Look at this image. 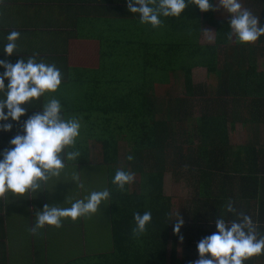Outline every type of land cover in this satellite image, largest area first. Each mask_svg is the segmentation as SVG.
Returning a JSON list of instances; mask_svg holds the SVG:
<instances>
[{
	"label": "trees",
	"instance_id": "trees-1",
	"mask_svg": "<svg viewBox=\"0 0 264 264\" xmlns=\"http://www.w3.org/2000/svg\"><path fill=\"white\" fill-rule=\"evenodd\" d=\"M257 1L264 11V0ZM119 13L128 18V35L101 42L98 69L81 89L73 88L72 103H67L68 115L83 126L80 134L93 132V158L98 155L108 166L113 249L100 257V264H190L199 258L198 242L216 232L217 218L239 219L227 213L229 201L236 210H256L249 216L264 235V69L258 68L264 35L258 38L259 48L235 37L229 41L230 16L217 18L212 10L201 12L193 4L179 17L161 16L157 28L141 24L139 14L128 9ZM205 27L214 33L210 44L199 41ZM86 65L83 58L72 66ZM194 67L206 69L209 85L192 82ZM181 77L183 94L168 93L161 100L155 96L157 85ZM237 123L250 134L232 144L229 127L232 131ZM86 138L78 137L76 143L82 145ZM119 140L131 144L133 160L119 162ZM80 148L87 157L88 151ZM128 165L135 178L121 192L112 179L118 169L129 172ZM177 171L189 178L193 193L174 214L163 181L167 172ZM145 211L152 220L144 234L134 237V213ZM179 213L184 224L175 234ZM262 258L264 254L244 264H264Z\"/></svg>",
	"mask_w": 264,
	"mask_h": 264
},
{
	"label": "crops",
	"instance_id": "crops-1",
	"mask_svg": "<svg viewBox=\"0 0 264 264\" xmlns=\"http://www.w3.org/2000/svg\"><path fill=\"white\" fill-rule=\"evenodd\" d=\"M216 2L218 0H212L213 4ZM240 2L243 8L263 21L264 11L260 2L257 0H240ZM124 10H127L126 0H0V60L14 64L21 58L27 60L35 55L37 62L55 64L62 74L61 85L56 92L46 93L39 100L33 99L23 105L27 113L21 116L19 122L12 121L11 118L9 121H0V123L13 124L10 131L0 129V153L6 148L14 147L10 145V140L17 134H23L24 121L34 112L41 111L48 99H58L62 106L63 118H70L67 103H70L69 105L72 103L71 91L75 86L77 90L81 89L79 85L85 84L89 75L98 69L101 42L105 45L111 36L125 38L128 35L129 22L124 20L128 18L119 13ZM213 12L217 18H229V14L222 8ZM13 30L20 32V38L16 41V52L8 56L3 49L8 42L7 35ZM83 58L87 59V68L72 66ZM4 71L5 69L0 66V73ZM7 83L6 79L5 84ZM2 98H4L3 93H0V99ZM5 112H7L6 108ZM82 127L81 125V131ZM86 134H89V137L86 138ZM92 134V131H87L79 135L87 141L82 145L76 143L75 148L67 150H79L80 157L76 161L65 160L66 168L60 177L52 178L43 186V191L28 192L19 198L9 193L7 199H0V264H100V257L112 252L109 200L106 202L105 222L109 224L110 230L109 235H104V247L100 245L102 238L93 237L89 240L87 236L89 227L81 223L79 228H75L76 222L82 217L75 222L70 218H64L60 228L45 225L37 235L29 231L36 222V213L42 211L44 205L48 204L46 188L49 184L53 186L58 184L63 180L65 173H69V178L72 180L73 174L81 172L83 166L92 168L101 163L93 159L95 149H93L94 141L90 139ZM231 143L234 144L232 141ZM238 143L240 142L236 144ZM80 147L88 151L87 157L83 156ZM2 158L0 155V159ZM105 181L107 188V179ZM72 184L76 185L75 181H72ZM80 194L79 187L77 195L63 199L75 202L81 199ZM49 199L51 205L58 207L60 202L58 197L51 196ZM239 212L249 216L256 210L239 208L234 215ZM262 212L264 213V201ZM219 215L221 216L222 213ZM212 229L217 231L216 227ZM181 245V241H178L177 251L182 248ZM169 251L170 244L167 245L166 262L169 260ZM262 262L264 263V258Z\"/></svg>",
	"mask_w": 264,
	"mask_h": 264
},
{
	"label": "clouds",
	"instance_id": "clouds-1",
	"mask_svg": "<svg viewBox=\"0 0 264 264\" xmlns=\"http://www.w3.org/2000/svg\"><path fill=\"white\" fill-rule=\"evenodd\" d=\"M189 4L197 6L201 12L221 8L226 11L230 16L229 41L235 37L240 44H251L264 35L260 18L243 8L240 0H218L215 4L210 0H127V9L139 14L141 24L157 28L162 25L161 16L179 17ZM19 38V31H11L6 37L8 42L3 52L12 56L17 50L16 41ZM0 66L5 69L0 73V93L4 96L0 99V121L11 118L19 122L21 116L27 113L23 105L33 99L39 100L46 93L56 92L61 85L60 69L55 64L37 62L35 55L27 60L21 58L14 64L0 60ZM61 108L58 99H48L41 111L34 112L24 121L23 134H17L10 140V145L14 147L0 153L3 157L0 159V199H7L9 193L19 198L28 192L43 191V186L52 178L60 177L66 168L65 160L76 161L80 157L79 150H67L75 148L80 135V119L75 116L64 119ZM12 127V123H0V129L4 131H10ZM127 159L131 161L134 157L129 155ZM134 178L133 173L118 169L112 184L123 192L125 185L131 184ZM79 180V175L74 173L72 181L77 187H83ZM110 194L108 188L91 191L83 199L71 202L67 208L45 204L43 210L36 213V222L29 231L37 235L45 225L60 228L64 218L75 222L80 217H90L98 211L102 202L109 200ZM225 209L229 213H236L231 201L225 205ZM237 216L239 219L231 221H226L223 216L215 220L217 231L198 242L199 258L190 264H244L250 258L264 254V235L258 233L252 218L243 212L237 213ZM151 220L150 211L142 215L134 213L133 236L144 234ZM183 224L179 213L173 227L175 234L180 233ZM180 239L183 240V237L180 236Z\"/></svg>",
	"mask_w": 264,
	"mask_h": 264
},
{
	"label": "rangeland",
	"instance_id": "rangeland-1",
	"mask_svg": "<svg viewBox=\"0 0 264 264\" xmlns=\"http://www.w3.org/2000/svg\"><path fill=\"white\" fill-rule=\"evenodd\" d=\"M248 4H251L248 2ZM200 42L202 43H209L213 41L214 33L213 31L205 27L201 32ZM250 46L252 48H259L260 44L258 42V39L255 43H251ZM222 59V54L219 56V62ZM263 59H260L258 68L264 69V65L261 64ZM192 76V82L196 84H202L204 86H207L210 84V81H212L211 78L208 77L206 69L204 67H194L191 72ZM182 77L176 81L175 78H171L169 85H157L155 87V96L161 100L163 97H165L168 93L172 95H179L183 94L182 91ZM198 107L194 108V113L197 114ZM229 138L230 141L234 142L236 144L237 142L242 143L244 140H246V136H249L250 131L245 127L241 126L239 123L233 126V130L231 131V127H229ZM99 144H95L96 148L99 149ZM118 158L119 162L126 163L127 157L129 155H132V149L131 144L124 140H119L118 144ZM95 150H93V156L95 154ZM98 155L93 158L95 161H97ZM130 166L128 165V170L130 171ZM80 178V183L83 184V187H80L81 192V199H83L85 196H87L91 191H99L103 190L105 188V183L107 179L108 184V178L109 175L108 172V166L98 163L97 166L90 168L89 166H83L81 168V172H77ZM69 173H65L63 175V180L58 182L56 185L49 184L46 188L47 193V202L48 205H51L49 197L54 196L58 197L60 202L58 204V207L61 208H67L71 206V200L67 201V199H63V197L67 196H73L78 194V189L76 185L73 186L72 180ZM164 184H163V192L167 196L171 197L172 201V211L174 214H176V211L181 208L182 206H186L187 201L192 195V186H190L189 178L183 174H180L177 172H167L164 175ZM106 202H102L100 208L98 211L91 215L90 217L84 216L80 219L79 222H76L77 225L75 228H79L81 226V223L87 228V236L89 240H91L93 237L102 238V242L100 245L102 247L105 246V243L103 242L104 235H109V224L105 222V212H106ZM107 245V244H106ZM180 251V250H178Z\"/></svg>",
	"mask_w": 264,
	"mask_h": 264
}]
</instances>
